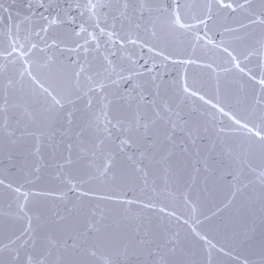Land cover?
<instances>
[{
	"label": "water",
	"instance_id": "obj_1",
	"mask_svg": "<svg viewBox=\"0 0 264 264\" xmlns=\"http://www.w3.org/2000/svg\"><path fill=\"white\" fill-rule=\"evenodd\" d=\"M182 2L191 4L194 0ZM47 3L52 15L60 10L61 20L68 19L65 13L71 7V15L77 17L75 24L94 23L84 7L88 0ZM147 4L153 11L144 13L138 34L156 48L148 51L139 45L126 47L125 57L135 53L133 59L140 64L148 61L146 68L137 66V72L143 75L135 76L128 88L156 76V83L160 84L158 93L152 89L156 103L161 107L171 105V120L182 128L174 132L169 142L163 134L171 129V124L158 121L159 140L163 143L150 150L153 156L142 162V144L119 152L118 141L113 140L106 142L103 151L93 154L91 133L77 137L79 150L80 141L88 149L80 156L91 222H99L100 230L93 232L97 264H264V182L259 176L264 168V151L254 136L230 119L235 116L250 126L264 128L260 120L264 105L256 103L258 97H264V89L258 83L264 60L258 42L264 40V25L250 23L255 19L251 13L262 10L261 0H251L249 11L221 10L210 22L211 30L204 40H197V35H204L203 25L191 29L170 26L168 6L172 0H147ZM99 11L117 14L115 8ZM181 12L185 24H195L192 11L185 8ZM71 27L67 23L54 25L55 35H63ZM226 28L235 31H225ZM206 39L212 43H206ZM225 47L237 57L244 72L234 67L236 61L222 50ZM160 49L173 60L191 57L197 63L185 66L164 61L155 55ZM253 49L257 51L249 56ZM118 62L129 66L126 59ZM182 77H186L191 90L218 104L230 116L199 96H186ZM77 107L82 108L83 101ZM116 109L114 106L113 115L118 114ZM147 111L151 115V109ZM119 114H126V110L120 109ZM74 123L78 132L81 112L75 113ZM108 152L115 153V163L108 177H100ZM133 154L135 157L130 159ZM164 156L167 159H162ZM137 167L142 171L137 172ZM104 195L116 198H99ZM128 200L133 203L128 204ZM125 248L128 255H120Z\"/></svg>",
	"mask_w": 264,
	"mask_h": 264
},
{
	"label": "snow or ice",
	"instance_id": "obj_2",
	"mask_svg": "<svg viewBox=\"0 0 264 264\" xmlns=\"http://www.w3.org/2000/svg\"><path fill=\"white\" fill-rule=\"evenodd\" d=\"M262 10L260 13H251L255 16V19H251L250 23H259L264 25V0H261ZM32 5L29 4V8ZM40 8H44L43 2L39 5ZM51 6H49L50 8ZM84 7L89 12V19L94 20V23L87 25L81 21L79 24H75L77 17L71 15V7L69 11L65 13L68 17L67 20H61L60 10L56 11L55 15L45 9L48 14L41 13L40 19L45 21L43 25H39L35 31V36L39 37V42H33L30 35L19 37L18 35L12 37L9 48L7 50V57H11L13 53H19V57L24 59L25 62L31 66L32 64H39L40 59H45V65L52 68V73L48 77L47 86L44 82H41L37 77L33 76L30 68L27 74L32 77L33 83L38 84L42 94H44L43 104L47 106L44 111L48 113V120L50 124H55L57 121L66 124L67 128L61 135L71 133L72 126L74 124V117L76 112L82 113V124L80 130L75 133L77 137H82L85 133H91L92 137V152L96 154L97 151H103L106 142L118 141V151L124 152L126 148H131L140 145H144L142 151L139 152L141 162L145 159H150L153 156V152L150 150L158 149L163 141L159 140L161 135L157 128V122L163 121L165 124L170 123L171 129L165 131L164 140L171 142L174 132L178 128H182L176 120H171L170 114L173 112L171 105L164 104L163 107L157 105L155 100V94L152 89H156L157 93L160 88V84L156 83L157 77L152 76L149 80L143 83H137L130 90L129 84H132L135 76L143 75V73L137 72V66L140 68H146L148 61L145 60L143 64L139 63V60L133 59L135 53L124 56V50L128 45L137 46L141 49L147 48L148 51H154L156 46L149 45L147 41H142L138 32L141 28V21L145 19L144 13L147 11L149 14L153 11L147 4V0H88V3ZM80 5H76V9H79ZM115 8L117 14L107 13L104 14L99 10ZM189 9L193 12L191 19L195 21V24H185L183 22L182 9ZM229 9L231 12H235L238 9L249 11L251 9V0H243V3H237L236 0H200V2H194L191 4H185L182 0H172V5L168 6L169 22L170 26L181 29H191L197 25L204 26V35H197V40H204L208 36L210 22L215 16L219 15L221 10ZM215 9V11H214ZM199 14H196V13ZM83 13H81V16ZM28 19V17H25ZM110 21V22H109ZM67 23L73 25L69 32L63 35H49L50 29L54 25H61ZM91 27V31H89ZM245 27V25H241ZM19 28V25H17ZM225 31H235V29H225ZM43 33L44 35H41ZM155 35V33H153ZM206 43L211 44V39H206ZM39 43L43 44V47H39ZM259 43V51L264 56V40ZM220 47V45H215ZM27 49V51H25ZM46 54L45 57L36 56L35 59L29 58L30 55H34L36 51ZM232 61H236L234 67L238 68L241 72L244 69L240 67V63L237 61V57L233 55L232 51L228 48L222 49ZM257 49H253L248 53L251 56ZM52 54H48V53ZM67 53V56L64 54ZM156 56H160L164 61H171L172 63H179L185 66L190 64H196L197 60L189 57L188 59L173 60L172 57L166 54L163 49L155 51ZM247 59V57H245ZM120 59H126L129 66L126 68L118 61ZM211 67V65H206ZM6 66H0V72L4 71ZM261 77L258 83L264 89V60L260 64ZM227 71L228 69H224ZM146 71L151 72L150 68ZM250 71V70H249ZM128 73V75H125ZM21 77L24 76V72L20 73ZM255 79L254 76L250 77ZM184 83L182 84V91L186 96H199V99L206 104H211L213 108H216L220 113L225 116H230L222 107L218 104L212 103L210 100H205V97L199 95L197 91L191 90L186 82V77H182ZM14 81L9 80L7 87L13 86ZM35 91V90H33ZM135 93V95H132ZM50 100V103L48 101ZM83 101V107L78 108L77 105ZM133 101L135 102L133 104ZM35 103L41 104V100L37 96L34 100ZM257 104L264 105V97H258ZM114 106H117V115H113ZM17 107L15 104H10L5 95L4 102L0 104V117L3 118L4 123L0 124V128L8 127L9 110ZM68 109L65 111V109ZM151 109V115L148 114V109ZM126 110V114H119V110ZM29 119L33 118V113L26 114ZM178 116V113H177ZM179 118V116H178ZM230 119L239 126L241 129L247 131L260 142L262 151H264V128L257 125L250 126L247 122H242L235 116H230ZM260 120L264 122V113L261 114ZM224 131V129H220ZM32 134V133H28ZM9 135H15V129L9 132ZM41 133L40 136H43ZM192 135L191 132L188 133ZM40 137H37L39 141ZM83 141H80V152L86 153L88 149L83 147ZM55 146V145H54ZM177 145H173L176 147ZM73 144L69 142L67 149L71 154ZM39 143L35 148V152H39ZM171 151L170 149L168 150ZM115 153L108 152L105 154V163L103 169L99 172L100 177H108L111 172L115 160ZM135 154H133L134 158ZM162 159H167L166 156ZM66 163H71V159H67ZM92 162H89L91 166ZM63 167V166H61ZM137 172L142 171L140 167L136 168ZM259 176L264 182V168L259 172ZM110 179L112 177H109ZM4 182L0 180V184ZM78 186L73 185V189H77ZM16 192H20V189H15ZM81 195H88V192H81ZM27 195L24 194L25 200ZM63 193L60 194V198L63 197ZM100 199H115L112 195L100 196ZM128 204L133 203L132 200L126 201ZM151 205H145L150 207ZM20 210H24V204L20 205ZM163 211V209H162ZM169 215H173L169 213ZM62 220L63 217H60ZM97 222H91L86 228V233L98 232L100 229L97 227ZM35 229L32 227V218H28V225L24 231L21 232L17 240L21 237H26L21 243L20 247L10 248L8 245H4L3 248L8 249L9 254L12 256L13 261L20 260L21 248L29 246H35L36 238L34 237ZM84 237L87 239L85 233H78L75 235H68L62 241L51 240L47 241L49 248L48 253L51 254L52 248H56L57 260L55 264H66L63 259L65 253H75L77 250L80 252H87L88 255H95V252L91 249L83 247ZM205 239L206 237H201ZM207 242V241H206ZM140 243H144L143 240ZM10 244H15V240L10 241ZM62 250V251H60ZM120 255H128V249L125 248ZM150 255L152 253H149ZM22 264H46V257L36 262L35 257L31 254L26 255Z\"/></svg>",
	"mask_w": 264,
	"mask_h": 264
}]
</instances>
